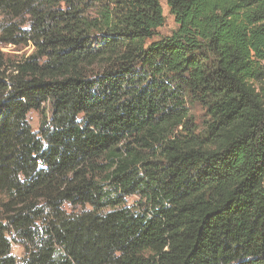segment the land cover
Masks as SVG:
<instances>
[{
  "label": "trees",
  "instance_id": "obj_1",
  "mask_svg": "<svg viewBox=\"0 0 264 264\" xmlns=\"http://www.w3.org/2000/svg\"><path fill=\"white\" fill-rule=\"evenodd\" d=\"M165 3L0 0V264H264V0Z\"/></svg>",
  "mask_w": 264,
  "mask_h": 264
},
{
  "label": "rangeland",
  "instance_id": "obj_2",
  "mask_svg": "<svg viewBox=\"0 0 264 264\" xmlns=\"http://www.w3.org/2000/svg\"><path fill=\"white\" fill-rule=\"evenodd\" d=\"M161 3V7H162V12L164 15V24L162 27L158 28L156 30V35L153 37L152 40H154L155 38H158L160 36H165V35H169L171 33V31L173 29H175L177 27L173 16L169 13V9L168 6L165 3V0H160ZM0 50L6 54V56L10 57V58H18L21 57L23 55H27L31 49L29 47H14V46H2L0 45ZM46 107H44L41 111H30L27 115V119L30 123V125L32 126L33 129H36L39 122H40V118L41 115L43 114H47L46 112ZM44 111V112H43ZM191 112H193L195 119L198 122H201L202 120V111L199 108H193L191 110ZM2 199V196L0 195V201Z\"/></svg>",
  "mask_w": 264,
  "mask_h": 264
}]
</instances>
